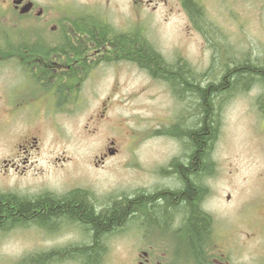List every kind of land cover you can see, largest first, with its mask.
Segmentation results:
<instances>
[{
	"label": "rangeland",
	"instance_id": "1",
	"mask_svg": "<svg viewBox=\"0 0 264 264\" xmlns=\"http://www.w3.org/2000/svg\"><path fill=\"white\" fill-rule=\"evenodd\" d=\"M157 1L165 2L153 0L148 7H137L122 0L111 17L117 16L129 28L130 20L134 27L143 29L142 36L167 62L189 64L194 73H208L212 49L191 23L187 11L178 0L156 4ZM197 4L221 28L224 40L233 49L231 53L264 59V0H197ZM104 56L92 55L90 80L80 90L82 99L69 104L73 107L70 116L57 114L58 128L45 118L37 121L44 130L42 157L53 153L52 158L68 160L57 179L52 169L47 170L50 183L58 189L80 184L103 193L172 185L164 179L165 169L172 159L184 154V147L166 129L179 122L187 102L175 95L166 81L155 78L137 63L117 58L112 52L106 59ZM0 65L4 70L3 62ZM18 78L21 79L19 75ZM262 90L256 83L224 102L221 131L211 154L214 167L204 178L210 184L206 207L221 223L229 224L224 228L238 227L240 239V231L257 233V221L264 217V111L258 105ZM29 124L31 119L26 117L11 125L5 131L7 142L16 131L30 128ZM111 141L119 152L101 163L99 155ZM4 142L0 138V159L9 147ZM14 181V176L0 173V188L12 187ZM22 235L0 231V264H43L22 259L28 245ZM257 238L259 244H264V228ZM251 244L249 252H245L249 261L258 256L257 243ZM127 247L128 243H120L115 249L113 245L107 264H123L121 255ZM114 250L120 255L115 252L112 258Z\"/></svg>",
	"mask_w": 264,
	"mask_h": 264
},
{
	"label": "flooded vegetation",
	"instance_id": "2",
	"mask_svg": "<svg viewBox=\"0 0 264 264\" xmlns=\"http://www.w3.org/2000/svg\"><path fill=\"white\" fill-rule=\"evenodd\" d=\"M128 1L137 7H148L153 2ZM194 1L197 3V0ZM121 2L0 0V64L3 62L4 67L3 70L0 65V77L4 75V78H0V138L9 146L5 157L0 159V173L15 177L12 187L0 188V195H14L33 201L43 196L62 197L79 190L85 192L101 210L108 201L153 193L160 186L110 193L95 191L80 184L58 189L57 185L50 183L47 170L52 169L57 179L60 168L68 161L67 157L52 158L53 153L42 157L41 138L44 130L37 121L45 118L48 124L58 128L57 114L71 115L73 107H68L69 104L82 99L81 87L90 80L92 55H105L106 59L112 52L118 58L119 48L112 45V40L121 36L142 41L151 48V42L142 36L145 34L143 29L134 27L135 23L130 20L132 27L129 28L117 16L111 17V13H117ZM165 2L157 1L156 4ZM178 2L187 11L185 0ZM135 20L140 22L139 18ZM99 37L103 40L98 42ZM26 117L31 119L30 128L16 131L12 140L7 142L5 131ZM114 143L111 141L99 155L101 163L109 155L119 152ZM204 185L206 193L201 199V209L210 218V229L196 253L189 254L184 248L180 236L181 224L145 225L135 221L105 237V247L96 264H107L111 247L114 245L115 249L120 243H128L126 253L121 255L123 264H264V244H259L260 239L257 238L264 228V217L257 221V233L240 231L242 238H237L239 228L234 225L224 228L229 224L221 223L206 207L209 181ZM0 231L20 233L26 237L28 245L21 254L22 259L43 264H84L81 257L73 252L76 248L88 246L87 235L79 222L62 221L54 226L40 222L15 223L0 228ZM253 242L257 243L255 249L258 256L249 261L245 252H249ZM115 252L120 255V251L114 250L112 258Z\"/></svg>",
	"mask_w": 264,
	"mask_h": 264
},
{
	"label": "trees",
	"instance_id": "3",
	"mask_svg": "<svg viewBox=\"0 0 264 264\" xmlns=\"http://www.w3.org/2000/svg\"><path fill=\"white\" fill-rule=\"evenodd\" d=\"M185 4L191 23L212 49L208 73H194L189 64L169 63L156 48L142 41L125 36L112 40V45L119 48V56L138 62L154 77L164 78L173 93L187 102L179 122L166 129L184 147V154L172 159L165 169L164 179L172 185L153 193L108 201L101 210L79 190L62 197L43 196L33 201L0 195V228L26 222L49 226L62 221L79 222L87 235L88 246L73 252L84 264L98 263L105 237L135 221L161 226L177 222L181 224V240L189 254L201 248L210 229V218L201 209V199L206 193L204 178L214 167L211 154L221 131L222 106L234 93L247 91L257 83L263 89L258 105L264 111V59L231 53L230 43L224 40L221 28L205 8L194 0H185ZM101 40L99 37L98 42Z\"/></svg>",
	"mask_w": 264,
	"mask_h": 264
},
{
	"label": "bare ground",
	"instance_id": "4",
	"mask_svg": "<svg viewBox=\"0 0 264 264\" xmlns=\"http://www.w3.org/2000/svg\"><path fill=\"white\" fill-rule=\"evenodd\" d=\"M52 201V200H51Z\"/></svg>",
	"mask_w": 264,
	"mask_h": 264
}]
</instances>
